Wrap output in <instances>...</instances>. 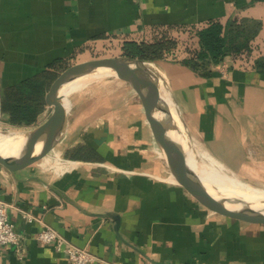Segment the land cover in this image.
Returning <instances> with one entry per match:
<instances>
[{
	"label": "crops",
	"instance_id": "obj_1",
	"mask_svg": "<svg viewBox=\"0 0 264 264\" xmlns=\"http://www.w3.org/2000/svg\"><path fill=\"white\" fill-rule=\"evenodd\" d=\"M231 20L258 22L249 49L212 64L208 76L181 61L199 48V31ZM167 37L178 55L155 62L191 139L245 177L264 175L262 1L0 0V89ZM0 200L20 234L18 245L0 246V264H73L38 241L45 226L92 252L93 264H264V225L221 212L179 182L147 106L120 78L73 102L45 156L15 171L0 164Z\"/></svg>",
	"mask_w": 264,
	"mask_h": 264
},
{
	"label": "water",
	"instance_id": "obj_2",
	"mask_svg": "<svg viewBox=\"0 0 264 264\" xmlns=\"http://www.w3.org/2000/svg\"><path fill=\"white\" fill-rule=\"evenodd\" d=\"M98 72H111L130 83L138 92L150 112L158 141L165 151L167 161L181 184L196 194L202 202L210 204L227 215L264 225V209L233 201L216 189L217 196L214 195L204 184L199 173L190 166L187 147L170 135L172 129L168 119V110L161 95L163 82L156 62L149 59L123 54L89 59L69 66L53 82L46 95L47 106L51 108L48 117L30 133L23 151L18 156L0 154V164L15 171L45 156L54 147L67 121V108H65L60 94L62 87ZM38 144H41V147L36 151ZM226 202L234 204L236 207H229ZM109 215L119 222L118 216Z\"/></svg>",
	"mask_w": 264,
	"mask_h": 264
},
{
	"label": "trees",
	"instance_id": "obj_3",
	"mask_svg": "<svg viewBox=\"0 0 264 264\" xmlns=\"http://www.w3.org/2000/svg\"><path fill=\"white\" fill-rule=\"evenodd\" d=\"M258 27V22L251 21L239 23L231 20L226 25L213 22L199 31V48L192 49L189 56L181 61L202 76L211 75L212 64L222 61L227 55H237L249 49ZM179 46L177 39L167 37L144 43L127 42L123 49L124 55L130 57L160 61L177 57ZM256 65L264 70V57ZM67 68L51 65L0 89V117L15 126L35 125L48 107L46 95L51 85Z\"/></svg>",
	"mask_w": 264,
	"mask_h": 264
},
{
	"label": "bare ground",
	"instance_id": "obj_4",
	"mask_svg": "<svg viewBox=\"0 0 264 264\" xmlns=\"http://www.w3.org/2000/svg\"><path fill=\"white\" fill-rule=\"evenodd\" d=\"M93 79L90 81L86 79L76 80L62 87L60 94L65 108H67L69 102L73 100L72 98L75 95L79 93L82 94L87 89L85 93L90 92L105 84L104 81H98L99 78L97 76H94ZM161 95L162 101L168 110V119L172 129L170 135L185 146L187 144L186 147L189 150L188 158L190 166L199 173L209 191L216 195V189L233 201L247 203L255 208L264 209V189L240 181L241 178L239 177V180L236 176H232L231 174H233V171L226 166V164L222 163L221 160H218L217 157L215 158L213 154L206 150L202 152L201 148L194 140L191 139L190 142H187V137L190 139L189 132L186 129L187 127H185L184 123L180 120L181 114L178 112L177 102L174 101L170 91L165 85H162ZM30 133L23 134L18 132V130L9 134L0 133V154L4 156H18L23 151ZM40 147L41 144H38L36 151H38ZM226 203L229 207H236L234 204L229 202Z\"/></svg>",
	"mask_w": 264,
	"mask_h": 264
},
{
	"label": "built area",
	"instance_id": "obj_5",
	"mask_svg": "<svg viewBox=\"0 0 264 264\" xmlns=\"http://www.w3.org/2000/svg\"><path fill=\"white\" fill-rule=\"evenodd\" d=\"M226 66V64L224 65ZM31 220V217L28 216ZM37 239L42 244H51L58 252H65L73 264H93L97 257L86 248H81L67 240L58 230L45 226L38 232ZM20 242V234L15 230L8 214V206L0 200V246Z\"/></svg>",
	"mask_w": 264,
	"mask_h": 264
},
{
	"label": "rangeland",
	"instance_id": "obj_6",
	"mask_svg": "<svg viewBox=\"0 0 264 264\" xmlns=\"http://www.w3.org/2000/svg\"><path fill=\"white\" fill-rule=\"evenodd\" d=\"M118 55H122V54H120L118 51H110V52H102V53L100 52V53L94 54L92 57H94V58H103V57H114V56H118ZM94 58H91V59H94ZM94 76H97L99 78L98 81H104L105 84H103V86L97 87L96 88L97 90L93 89L90 92L85 93L88 90L87 89L82 94L79 93L78 95H75L72 98L73 100L69 102V104L67 106V109L70 108V106L73 104V102L77 98H79L81 96L86 97V96L95 95V93L97 91H99L101 89H104V88H107L112 83L114 78H119V77H117V75H114L111 72H98V73H94V74L85 76V77H83V78H81L79 80L86 79L87 81H90L91 79L94 78ZM95 79H93V80H95ZM162 85H165L164 82L162 83ZM165 87L167 88L166 85H165ZM177 109H178V112L180 114V111H179L178 107H177ZM50 112H51V108L48 111V115L50 114ZM180 120L183 123V120L181 119V116H180ZM37 125L38 124L31 125V126H15V125H12V124L8 123L3 117H0V133H2V134H9V133H12V132H16L17 130H18V132H21L23 134H27V133L32 132ZM190 141H191V137H190V139H188V137H187V142H190ZM186 146H187V144H186ZM224 172L229 174L226 171H224ZM231 175L232 176H236V178L239 179V180L241 178L240 181H242V182H244L246 184H249V185L254 186V187H260V188L262 187L264 189V175H258V178H251L250 174L248 175L249 177H245L243 174H240V173H238L236 171H233V174H231Z\"/></svg>",
	"mask_w": 264,
	"mask_h": 264
}]
</instances>
